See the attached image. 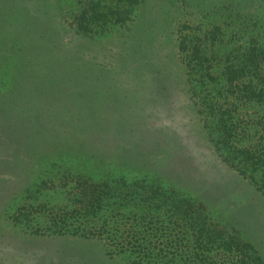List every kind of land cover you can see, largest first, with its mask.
I'll use <instances>...</instances> for the list:
<instances>
[{"label":"rangeland","instance_id":"rangeland-1","mask_svg":"<svg viewBox=\"0 0 264 264\" xmlns=\"http://www.w3.org/2000/svg\"><path fill=\"white\" fill-rule=\"evenodd\" d=\"M99 3L0 0L1 126L28 151L0 150V264H235L238 242L264 264V0ZM93 5L129 13L79 32ZM107 168L139 217L90 229Z\"/></svg>","mask_w":264,"mask_h":264},{"label":"trees","instance_id":"trees-1","mask_svg":"<svg viewBox=\"0 0 264 264\" xmlns=\"http://www.w3.org/2000/svg\"><path fill=\"white\" fill-rule=\"evenodd\" d=\"M98 6L100 5L99 0H97ZM127 13H129V10H127L126 8H120L119 10H111L110 8H105V7H101V8H96V5H93L92 8H89L88 10L85 7H82L81 9H79V13L77 14V18H76V29L79 32H83L85 33L86 31L89 30H93L95 27H98V31H104L107 28V25L109 23V21L114 17L115 18V22L117 23L118 21H124L127 18ZM122 23V22H121ZM96 30V31H97ZM183 42L179 43V46H182ZM194 57L197 56L196 51H194ZM143 61H137V62H141ZM147 61V59H144V63L149 64V62H145ZM138 63V65H139ZM145 64V66L147 65ZM195 86H193L194 89ZM255 90H253L252 88L249 89L247 91V95L248 94H254ZM257 94L255 96L249 97V99L252 101L253 97H256ZM248 103V102H247ZM250 103V102H249ZM5 120V118H0V150H4L3 154L7 155L6 159H10L12 160V157H14L13 155H16V157H20L22 158L23 155L27 154L28 151L24 150L22 146H19L21 144H23L24 140L19 143V136H17V130L18 128H15L13 125H7V129H8V134H5L2 131V122ZM28 126V125H27ZM26 126V128H27ZM28 127H33L32 125H29ZM98 128V127H97ZM93 130V129H92ZM224 139V138H223ZM216 142L218 143V145H221L220 147L229 149L228 147V142H224L225 140H221L220 136H218L217 138H215ZM223 141V143H222ZM26 143V142H25ZM25 143L23 145H25ZM30 145H34V143H30ZM14 148V150H13ZM241 152L244 156H241V158H239L240 156L235 154V151L228 153L230 156V162L231 163H239L238 167H246L249 164L254 165L255 162L253 160V155L252 153L247 150V149H241ZM41 153V152H40ZM110 160V159H109ZM13 162V161H12ZM111 163L108 161V159L105 160L104 166L109 167L107 164ZM12 164V163H11ZM235 166H237L236 164H233ZM110 168L105 169V173L103 174V176L101 178H105V179H101L100 182H95V179H100L98 177L96 178H88V180L84 181L86 183H89L90 187L92 188V190L94 192L97 193V196H93V195H86L87 200L85 201H81V204L84 205L85 207H89L91 205V207L87 208L85 211L87 213H82V217H86L85 221L86 222H82L83 225H86L85 223H87V225H89L90 229L91 227L96 228V225L99 226H105L106 224H109L110 221H113L112 223H116L115 220L112 218V216H110V213L112 211V208H117L118 206L120 207H124V206H130L129 201L130 200H135V198L133 197L132 194L127 193L128 194V201L124 202V200L120 199V193L121 190L118 188L117 183L119 182H123V180L121 179V177L117 178L115 177L116 174L113 172L114 171H109ZM113 177V178H112ZM264 186V184L262 185ZM93 202H95L93 204ZM137 206V203L135 202L132 206H130L129 210H127V212H132L130 214H125V215H133L135 217H139L138 215H136L137 212H134L135 208ZM124 209V208H123ZM100 211V212H99ZM97 213V214H96ZM177 214L176 218L177 219H182V214H180L178 211L175 213ZM98 215V216H97ZM80 219H76L75 222H71L70 225H73L71 227V229H74V225L75 223L80 222ZM53 225H57V224H53ZM61 225H63V222H61ZM56 230L53 231H48L47 233L49 235H61V234H65L63 233V231L61 230V226H55ZM76 230L81 229L80 226H77L75 228ZM199 229V228H198ZM203 231L204 228L202 227ZM97 230V229H96ZM66 233H71L72 235L78 236L79 232H66ZM95 234L97 235V237H101V234L97 231L95 232ZM81 236H86L85 234H81ZM115 236L114 233H109L107 236V239H112ZM226 238V237H225ZM225 238H220V242L223 241L224 247L226 248L225 251H227L228 255H231L229 253V251L231 250L232 247H235L233 243V238L228 237L226 238L227 240H225ZM214 243H216L219 247H221L220 243H217V241H213ZM238 247H240V250L238 252H235L234 254H232L231 256H233L234 258H236L235 260V264H262V261L260 260L259 255H257L258 251L250 244H246V243H241L238 242ZM231 247V248H230ZM150 253H153V250L150 251Z\"/></svg>","mask_w":264,"mask_h":264}]
</instances>
